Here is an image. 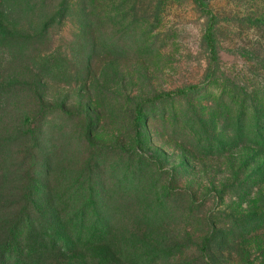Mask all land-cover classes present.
Instances as JSON below:
<instances>
[{"label":"rangeland","instance_id":"374dc122","mask_svg":"<svg viewBox=\"0 0 264 264\" xmlns=\"http://www.w3.org/2000/svg\"><path fill=\"white\" fill-rule=\"evenodd\" d=\"M204 1L214 72L195 0H0V264H264V0Z\"/></svg>","mask_w":264,"mask_h":264},{"label":"trees","instance_id":"16d2710c","mask_svg":"<svg viewBox=\"0 0 264 264\" xmlns=\"http://www.w3.org/2000/svg\"><path fill=\"white\" fill-rule=\"evenodd\" d=\"M195 2L198 4L199 8L203 12V14L207 18V26H206V32L203 37V49L206 50L207 52L210 53V64H209V69L211 72L215 71V59L217 56V45H216V39H215V29H216V24H217V18L215 14L212 12V10L207 6L206 2L204 0H195ZM198 89L197 85H192L186 89H181L178 91L166 93V94H160L156 96L154 99H161V98H166L170 96H175V95H181L188 93L190 91H194ZM141 113L140 111H137V122L141 120ZM209 241V238H206L203 242V255L205 256V250L207 243Z\"/></svg>","mask_w":264,"mask_h":264}]
</instances>
